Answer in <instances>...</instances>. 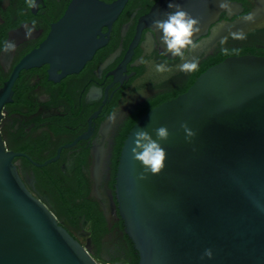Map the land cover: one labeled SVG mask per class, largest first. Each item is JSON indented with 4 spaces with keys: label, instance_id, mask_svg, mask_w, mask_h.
<instances>
[{
    "label": "water",
    "instance_id": "95a60500",
    "mask_svg": "<svg viewBox=\"0 0 264 264\" xmlns=\"http://www.w3.org/2000/svg\"><path fill=\"white\" fill-rule=\"evenodd\" d=\"M126 1L71 0L0 88V121L22 70L47 64L62 76L78 72L106 42L102 28L111 27ZM169 2L155 4L140 26L174 11ZM171 2L194 18L204 5L201 0ZM206 4L210 11H199L201 18L206 13L213 22L219 11L213 0ZM262 10L254 11L255 23L227 24L213 43L264 25ZM160 126L170 132L160 141L165 168L141 179L142 165L130 158L134 133L146 128L156 139ZM18 155L7 149L0 133V264H99L25 186L14 163ZM115 193L138 264H264V56L226 57L185 92L140 117L120 152ZM206 249L211 258L204 256Z\"/></svg>",
    "mask_w": 264,
    "mask_h": 264
},
{
    "label": "flooded vegetation",
    "instance_id": "af4514ba",
    "mask_svg": "<svg viewBox=\"0 0 264 264\" xmlns=\"http://www.w3.org/2000/svg\"><path fill=\"white\" fill-rule=\"evenodd\" d=\"M160 1L127 0L111 27L102 28L106 42L78 72L62 76L47 64L22 70L2 110L0 133L7 149L19 154L14 163L25 186L99 264L131 261L115 193L116 156L130 122L185 92L198 71L224 54L223 48H264V25L247 30L245 40L229 35L213 43L227 24L262 10L264 0H231V14L219 8L220 0H213L219 11L213 22L199 12L209 13L206 1L210 6L211 0H201V31L194 39L203 47L186 54L189 60L199 59V68L181 72L183 61L166 53L150 26H140ZM70 2L37 0L38 7L29 8L26 0H0V88L18 62L47 37ZM33 21L35 32L26 39L24 25ZM224 38L227 42L221 44ZM6 40L16 42L10 54L2 51ZM141 58L148 63H139ZM163 62L171 71L156 73L153 65ZM110 115H116L112 123Z\"/></svg>",
    "mask_w": 264,
    "mask_h": 264
},
{
    "label": "clouds",
    "instance_id": "9594fccd",
    "mask_svg": "<svg viewBox=\"0 0 264 264\" xmlns=\"http://www.w3.org/2000/svg\"><path fill=\"white\" fill-rule=\"evenodd\" d=\"M29 8L38 7L37 0H26ZM169 9L174 11H168L164 13V18H155L152 20L150 28L156 33H162L160 36V42L165 46L166 53L171 54L173 57H179L182 63L178 65L179 71L184 73H192L199 68V59L193 56L190 60L187 59L186 54L193 52L198 48L203 47L202 43H197L194 37L201 31V21L198 18H194L189 12L184 10L181 5L169 2ZM219 8L226 11L228 14L233 12V5L231 0H220ZM245 23H255L256 12L252 11L244 15L241 19ZM25 38L30 39L35 32V21L32 25H24ZM231 37L235 40H245L247 38L246 33L241 29L230 33ZM227 38L220 41L221 44H226ZM16 49V42L14 40H6L3 43L2 51L5 54H10ZM224 54H228V49L223 48ZM139 63L146 64L147 60L141 58ZM156 73H168L171 69L166 62L155 63L153 65ZM109 123L116 120V115L109 116ZM186 132L188 138L192 137L194 133L188 129L186 124L181 125ZM156 139H153L152 135L146 128H138L134 133L132 141V147L130 148V158L134 161L140 162L143 167V173L140 178L144 179L146 173L152 175L160 174L165 168V161L167 159V153L162 147L160 141H167L170 132L167 127L160 126L155 130ZM204 256L211 258V249H206ZM203 259V256L201 257Z\"/></svg>",
    "mask_w": 264,
    "mask_h": 264
},
{
    "label": "trees",
    "instance_id": "16d2710c",
    "mask_svg": "<svg viewBox=\"0 0 264 264\" xmlns=\"http://www.w3.org/2000/svg\"><path fill=\"white\" fill-rule=\"evenodd\" d=\"M245 54H253V55H258V56H264V48H261V47L255 46V45H250V46L244 47V48H242L240 50H228V54L227 55L226 54H222L218 58H212L209 64H207L205 67L202 68V70H200V71H198L196 73L195 80L207 68H209L210 66L215 65V64H217L219 62H221L226 57H229V56H239V55H245ZM151 107L150 108H147L142 115H144L148 111H150L151 110ZM138 119L139 118L134 119L133 121L130 122V124L128 126V129L126 131L127 133L131 130V128L134 126V124L137 122ZM124 139H126V135L123 137L122 142H121V145H123ZM119 156H120V152L116 156V159H117L116 166L118 164ZM128 244H129V249H130L131 261L128 262L127 264H138L139 256H138L137 251L134 249L133 243L130 240V238H128Z\"/></svg>",
    "mask_w": 264,
    "mask_h": 264
}]
</instances>
